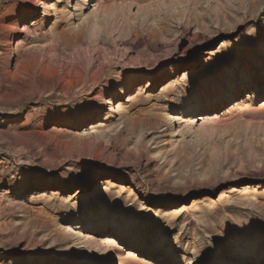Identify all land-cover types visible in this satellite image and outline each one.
<instances>
[{
    "label": "rangeland",
    "instance_id": "rangeland-1",
    "mask_svg": "<svg viewBox=\"0 0 264 264\" xmlns=\"http://www.w3.org/2000/svg\"><path fill=\"white\" fill-rule=\"evenodd\" d=\"M0 264H264V0H0Z\"/></svg>",
    "mask_w": 264,
    "mask_h": 264
},
{
    "label": "bare ground",
    "instance_id": "bare-ground-1",
    "mask_svg": "<svg viewBox=\"0 0 264 264\" xmlns=\"http://www.w3.org/2000/svg\"><path fill=\"white\" fill-rule=\"evenodd\" d=\"M234 109H237V108H234ZM107 215H110V214L107 213ZM109 245H110L109 246L110 247V251L113 252V253H118L119 250L121 249L119 244H118V242L115 241V240L111 241ZM251 256H254V253H253V251L250 250V248L246 252L242 253V259L245 260V261H247Z\"/></svg>",
    "mask_w": 264,
    "mask_h": 264
}]
</instances>
